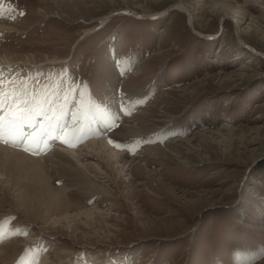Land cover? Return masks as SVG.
<instances>
[{
	"label": "rangeland",
	"instance_id": "374dc122",
	"mask_svg": "<svg viewBox=\"0 0 264 264\" xmlns=\"http://www.w3.org/2000/svg\"><path fill=\"white\" fill-rule=\"evenodd\" d=\"M176 1L0 0L4 77L74 80L119 117L77 149L0 144L23 152L11 159L22 182L38 174L68 206L28 211L20 187L0 182V264H264V0H183L196 29ZM127 4L167 16L124 15ZM94 139L111 141L124 170Z\"/></svg>",
	"mask_w": 264,
	"mask_h": 264
},
{
	"label": "snow or ice",
	"instance_id": "6c2138e0",
	"mask_svg": "<svg viewBox=\"0 0 264 264\" xmlns=\"http://www.w3.org/2000/svg\"><path fill=\"white\" fill-rule=\"evenodd\" d=\"M3 71L0 68V144L22 148L32 155L46 154L50 140H61L68 147L76 146L72 140L82 143L98 114L108 130L119 119L95 102L85 91L86 85L74 87V80L63 89L55 82L36 87L33 81L38 78H6ZM57 79L65 83L63 77ZM4 223L0 221V240L4 238Z\"/></svg>",
	"mask_w": 264,
	"mask_h": 264
},
{
	"label": "bare ground",
	"instance_id": "6f19581e",
	"mask_svg": "<svg viewBox=\"0 0 264 264\" xmlns=\"http://www.w3.org/2000/svg\"><path fill=\"white\" fill-rule=\"evenodd\" d=\"M172 5H173V7H172L173 9H176V10H179V11H185L187 13H190L191 14V17L189 18V23H191V25L193 26V21H192L193 15H192L190 9L187 7V5L184 3V1L183 0H178V1L174 2ZM132 9H134V7H132L129 4H127L126 7L121 8L119 10H122L125 13H128V12L129 13H136V15H138V16H141V15H145V16H148V15H159V14H162V13L163 14L166 13V9H164L162 11H159L158 10V11H155V12L153 10L145 9V8L144 9L142 8L143 11H139V12L138 11H133ZM134 10H136V9H134ZM44 13H47V12L44 11ZM109 17H110V15L103 16V17L100 18V20H101L102 23H104L106 20H108ZM3 27H4V25H3ZM193 28L196 29L194 26H193ZM92 30L93 29L87 28L85 30V33L86 34H89ZM199 32L201 33V31H199ZM240 39H242V37H240ZM208 132L209 131H202V132H200L201 133L200 135L208 134ZM89 144H92V146H94V148H93L94 151H96V153L100 154L102 157H103V155H105L108 159L112 158V160H114V165L113 166L115 167V165L118 164L117 165V169H118L119 172H121L122 170H124V167L120 166V164H119L120 159H121V158H119L120 157V154L118 155V153L115 150L116 148H114L112 145H110V143L108 142V140L102 139V142L101 141L99 142V141H96L94 139ZM109 146L111 148H108ZM79 147H81V146H79ZM55 152H57L59 156H63V157H67L68 158L67 154L64 155L63 152H62L63 153L62 154L60 152V150L59 151H55ZM22 153L23 152L20 153V152H17L16 150H10V149L4 150V151H0V157H4L5 159L10 160L8 162H3V161L0 160V172L2 174H5L6 175L5 176L6 179H2V180L0 179V182H2L3 184H4V182H6L5 183V187H4L5 191L7 193H9L13 188L17 189V188L20 187V189L22 191V193L20 192V196L22 195L21 197H22V200H23V203L22 204H25V206H28V211H31L32 210V206L33 205H37L39 202H45V203L48 202V203H51L52 204L53 201H55V202H58V203L57 204H53L52 206H50L48 208V210H50V208L51 209L53 208L54 210H57V211L58 210H61V212L64 214L66 211H68V206H66L65 205L66 203L64 201H62L63 199H62V197L60 195H58L55 192L53 193L52 190L49 191V187L44 188V183L42 181V178H39V175L38 174H36L37 177H31L30 179L27 178L28 179L27 182H22L20 180V178H22L21 176H25L27 174H22L21 173L22 170H19V168L14 164L15 161L14 160H11V159H13L15 157H19V156L21 158H23L21 155H24V154H22ZM72 154H74V156L77 158V160L79 161V164L82 163L80 161L81 160L80 155L82 154L81 152H79V153L78 152H73ZM49 158H50V156H49ZM55 159H57V158H55ZM137 164H138V162H137ZM76 165H78V164H76ZM80 171L78 170V172H80ZM81 176H83L84 178H89V176L85 175V173H83V172L81 173ZM41 199H43V200H41ZM59 203H62V206H59ZM33 210H35V207L34 206H33ZM92 213H94V216L97 215L95 213V211L89 210V214L92 215Z\"/></svg>",
	"mask_w": 264,
	"mask_h": 264
}]
</instances>
